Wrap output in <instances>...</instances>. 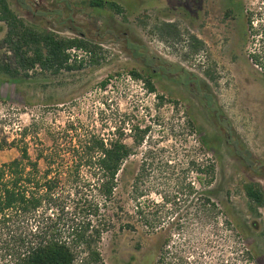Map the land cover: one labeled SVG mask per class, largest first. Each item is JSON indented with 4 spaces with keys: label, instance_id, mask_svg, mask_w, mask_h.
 Returning a JSON list of instances; mask_svg holds the SVG:
<instances>
[{
    "label": "rangeland",
    "instance_id": "obj_1",
    "mask_svg": "<svg viewBox=\"0 0 264 264\" xmlns=\"http://www.w3.org/2000/svg\"><path fill=\"white\" fill-rule=\"evenodd\" d=\"M33 1L48 11L37 16L20 10L19 13L59 34L82 33L99 41L104 56L99 64L84 63L81 68L57 74H33L18 82L0 76V163L18 155L10 143L19 138L26 126L29 152L34 157L37 148L50 143L49 132L68 123L81 132L104 137L112 134L117 125L129 132L132 124L149 123L151 140L165 148L158 156L160 167L154 175L155 188L168 199L159 211V236H146L140 227L137 231L116 227L102 236L100 251L104 261L154 264L159 240L167 236L172 226L164 264H169V260L179 264V257L185 259V264H264V207L258 209L257 215L251 213L243 188L246 182L257 181L264 190V178L247 169L250 164L264 170V79L246 56L240 39V16L236 13L234 18L226 19L224 0H138L124 5L122 15L91 7L89 0ZM63 7L61 15L53 9ZM68 15L71 21L67 20ZM105 20H111L113 28L104 26ZM4 34L5 25L0 22V57L5 53L1 43ZM190 35L203 42L196 53L190 52ZM125 36L140 40L148 52L131 56ZM149 53L177 63L203 79L229 126L221 131L213 112L194 90L179 82L177 74H155L157 93L166 98L159 104L155 93L148 92L141 79L128 73L133 67L142 71ZM153 65L158 66L155 62ZM207 68L218 76L215 81L204 74ZM169 98L178 103L172 104ZM186 108L216 147L207 152L216 167L210 188L217 209L212 213H197L200 194L188 193V184L195 174L186 168V154L192 146L196 148L200 133L185 126ZM230 131L249 152L244 153L245 163L227 147L225 136ZM198 155L204 157L201 151ZM131 167L134 169V165ZM149 199L160 200L155 193ZM64 201L70 204L69 197ZM26 223H14L11 230L20 232ZM9 232L3 231L0 240H7ZM247 251L249 255L245 254Z\"/></svg>",
    "mask_w": 264,
    "mask_h": 264
},
{
    "label": "trees",
    "instance_id": "obj_2",
    "mask_svg": "<svg viewBox=\"0 0 264 264\" xmlns=\"http://www.w3.org/2000/svg\"><path fill=\"white\" fill-rule=\"evenodd\" d=\"M137 2L89 0V5L107 9L112 15H122L124 5ZM13 3L17 9L10 0H0V22L5 25L1 40L5 53L0 57V76L8 81L18 82L38 73L70 71L81 68L84 63L99 64L103 59L104 49L99 41L82 33L79 36L59 34L19 13L20 10L37 16L48 11L44 6L33 0H13ZM53 9L61 15L65 7ZM236 13L241 18L240 39L246 47V56L264 79V0H224V17L234 18ZM70 17L68 15L67 20L71 21ZM103 23L113 28L111 20ZM124 39L131 56L148 52L140 40L127 36ZM189 41L191 53L203 46L196 35H190ZM148 57L142 71L133 67L128 73L141 79L147 91L155 93L159 104L166 98L157 93L155 74H177L179 82L194 90L213 112L218 128L222 131L223 127L229 126L203 79L177 63L150 53ZM153 62L158 66L155 67ZM204 74L213 81L218 78L210 68L205 69ZM101 85L104 87L106 80ZM168 101L174 105L178 103L174 98ZM184 115L189 131L200 133L198 145L195 149L192 146L186 154V168L195 174L192 183L188 184V193L200 194L197 213H212L217 209L211 200L213 190L210 188L216 167L207 152L216 147L200 131L190 109L186 108ZM151 128L149 123H136L128 128L129 132H124L117 125L112 134L104 137L90 131L81 132L68 123L54 133L49 132L50 143L42 144L32 157L27 141L28 127H23L19 138L10 143L18 155L0 163V238L3 231H11L7 240H0V264H107L100 251L104 233L116 227L130 231L140 227L146 236H159V211L168 199L155 188L154 175L159 171L158 156L165 148L151 140ZM225 137L231 153L245 163L247 156L244 153L248 155L249 152L241 146L236 134L230 131ZM198 151L204 157L199 156ZM247 169L264 178L260 166L249 164ZM243 188L248 210L257 215L258 209L264 207L261 184L246 182ZM151 193L158 195L160 200L149 199ZM65 197H69L70 204L64 201ZM23 221L27 222L24 230H11L14 223ZM171 229L169 226L167 236L159 240L158 258L154 264L165 263V254L169 252L164 249L170 247ZM245 254L249 255V251ZM179 264H185V259L179 257Z\"/></svg>",
    "mask_w": 264,
    "mask_h": 264
}]
</instances>
